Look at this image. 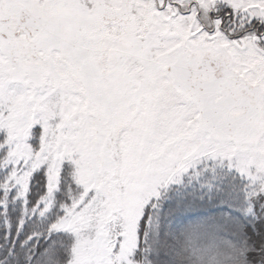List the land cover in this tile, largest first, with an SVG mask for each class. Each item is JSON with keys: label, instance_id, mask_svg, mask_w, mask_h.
Segmentation results:
<instances>
[{"label": "snow or ice", "instance_id": "snow-or-ice-1", "mask_svg": "<svg viewBox=\"0 0 264 264\" xmlns=\"http://www.w3.org/2000/svg\"><path fill=\"white\" fill-rule=\"evenodd\" d=\"M0 264H264V0H0Z\"/></svg>", "mask_w": 264, "mask_h": 264}]
</instances>
